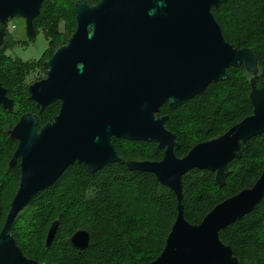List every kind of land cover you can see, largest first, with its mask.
<instances>
[{"label":"water","instance_id":"water-1","mask_svg":"<svg viewBox=\"0 0 264 264\" xmlns=\"http://www.w3.org/2000/svg\"><path fill=\"white\" fill-rule=\"evenodd\" d=\"M44 0H0V48L5 26L25 20L26 35L35 41L34 20ZM227 0H86L75 3L76 29L66 44L43 63L46 77L28 88L39 114L59 102L56 116L39 129V116L22 115L8 132L17 148L9 163L19 164L18 190L0 230V264H39L27 258L10 234L14 221L40 192L51 187L74 164L91 174L110 164L152 173L173 191L177 216L161 254L151 264H239L220 232L254 211L264 198V169L249 189L216 205L192 225L184 218L183 177L194 169L215 174L226 185L228 165L242 156V145L264 134V87H258L259 61L248 48L229 43L213 10ZM243 65L249 77L250 116L223 135L195 145L179 158L180 144L157 116L168 105L175 110L212 84L229 79V69ZM0 105L8 112L14 101L0 83ZM113 138L157 144L163 158L125 161ZM2 216L0 206V219ZM58 222L50 227L46 248ZM90 243L86 230L70 239L78 252Z\"/></svg>","mask_w":264,"mask_h":264},{"label":"trees","instance_id":"trees-1","mask_svg":"<svg viewBox=\"0 0 264 264\" xmlns=\"http://www.w3.org/2000/svg\"><path fill=\"white\" fill-rule=\"evenodd\" d=\"M78 1L44 0L35 28L54 20L63 23L67 36L62 45L66 44L76 29L74 6ZM86 1L90 5L99 2ZM213 14L229 43L255 52L260 70L257 86L264 87V0H227ZM13 44L9 41L7 47L0 48V83L14 101L12 112L0 105V230L21 177L19 164L9 167L18 144L8 132L26 113L39 116L40 129L60 109L56 102L39 114L29 100L26 79L28 66L38 64L43 56L37 62H23L7 53ZM43 63L38 67L42 72L38 80L46 75ZM250 91L246 69L240 65L229 69L228 80L212 84L181 107L170 110L163 106L157 116L169 117L166 127L180 144L177 156L183 158L195 145L223 135L250 116ZM113 144L125 161L158 162L163 158L164 151L155 143L113 138ZM241 152V158L228 165L224 187H219L215 174L208 171L194 169L183 177L184 218L188 223L200 224L216 205L253 187L259 179L264 169V134L243 144ZM145 214H149L146 219ZM176 216L175 194L154 174L131 171L117 163L91 174L83 165L74 164L31 200L14 221L10 234L23 254L39 264H151L161 254ZM55 221L57 231L46 248V237ZM79 230L90 236L89 246L82 252L70 244ZM220 239L231 247L239 264H264V198L254 211L221 231Z\"/></svg>","mask_w":264,"mask_h":264},{"label":"rangeland","instance_id":"rangeland-1","mask_svg":"<svg viewBox=\"0 0 264 264\" xmlns=\"http://www.w3.org/2000/svg\"><path fill=\"white\" fill-rule=\"evenodd\" d=\"M57 1L64 2L65 0ZM9 23L11 24L10 33L12 34V43H14V47L7 52L9 55L14 58H18L23 62L29 63L37 62L43 56L42 60L38 63L39 66H37L36 70L33 71L34 67L38 64L32 63L28 66L31 68L28 70L26 84L30 86L42 77V72L40 71V68H38L40 67V63L47 61L58 48L63 46L62 43L67 36V29L63 23H58L54 20L46 26L43 25L38 28L36 40L30 43L27 41L25 23L23 19L15 18ZM1 179L2 176L0 174V181ZM141 210L142 209H140V212ZM145 215V219L149 217V214Z\"/></svg>","mask_w":264,"mask_h":264},{"label":"flooded vegetation","instance_id":"flooded-vegetation-1","mask_svg":"<svg viewBox=\"0 0 264 264\" xmlns=\"http://www.w3.org/2000/svg\"><path fill=\"white\" fill-rule=\"evenodd\" d=\"M24 23H25V20H24ZM10 25L11 24L8 22L7 25L4 27L5 28V31L7 32V38H6V41H5V43H4V45H3L2 48L7 47V44H8L9 41H13L12 38H11L12 37V34L10 33L11 32V29H10L11 26ZM1 27H3L2 24H0V28ZM34 27H35V25H34ZM25 30H26V27H25ZM35 30H36V34H38L36 28H35ZM27 41H29L30 43L33 42V41L29 40L28 38H27Z\"/></svg>","mask_w":264,"mask_h":264}]
</instances>
